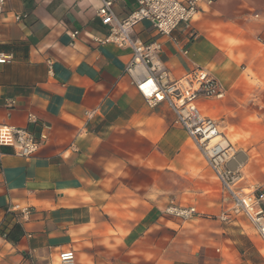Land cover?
<instances>
[{
  "label": "crops",
  "instance_id": "obj_1",
  "mask_svg": "<svg viewBox=\"0 0 264 264\" xmlns=\"http://www.w3.org/2000/svg\"><path fill=\"white\" fill-rule=\"evenodd\" d=\"M100 6L10 0L0 16V53L13 57L0 65V127L47 136L28 159L0 148V264H59L70 250L75 264H264V240L172 109L137 91L132 51L100 42ZM137 7L122 0L114 12ZM131 36L162 45L171 80L197 67L218 79L224 97L197 107L235 148L238 188L264 193V0H203L171 37L149 21ZM170 206L197 214L184 221ZM21 209L29 216L11 212Z\"/></svg>",
  "mask_w": 264,
  "mask_h": 264
},
{
  "label": "built area",
  "instance_id": "obj_2",
  "mask_svg": "<svg viewBox=\"0 0 264 264\" xmlns=\"http://www.w3.org/2000/svg\"><path fill=\"white\" fill-rule=\"evenodd\" d=\"M10 0H0V16L4 15ZM81 1V0H76ZM122 0H101L97 16L107 27V37L100 41L111 43L132 51V60L126 72L130 75L139 94L147 105L154 108L167 104L175 114V123L181 126L193 140L199 152L221 183L223 190L234 200L233 213L244 214L264 240V193L257 190L245 193L238 188L242 175L230 164L236 161L237 152L220 130V122L202 115L197 107L200 99H222L224 91L220 82L208 70L197 67L179 80H171L166 65L161 59L163 47L157 42L142 43L131 36L138 24L149 21L159 34L171 37L180 25L188 27L197 17L203 0H136L137 9L127 18L119 19L114 7ZM20 22L23 16H16ZM78 33H75V38ZM13 57L0 53V65L11 63ZM13 104V103H12ZM28 122L36 125L38 120L30 115ZM46 135L39 138L28 128L0 127V148L12 147L20 158H31L37 154ZM1 155V150H0ZM10 212V211H9ZM28 217L29 209L11 211ZM195 208L170 206L166 215L189 220L196 216ZM59 264H75V253L59 254Z\"/></svg>",
  "mask_w": 264,
  "mask_h": 264
},
{
  "label": "rangeland",
  "instance_id": "obj_3",
  "mask_svg": "<svg viewBox=\"0 0 264 264\" xmlns=\"http://www.w3.org/2000/svg\"><path fill=\"white\" fill-rule=\"evenodd\" d=\"M228 195V194H227ZM228 196H230V195H228ZM238 216H244V217H246L244 214H240V215H238ZM247 218V217H246ZM248 219V218H247ZM249 220V219H248ZM249 222L251 223V221L249 220ZM252 224V223H251ZM253 226V225H252Z\"/></svg>",
  "mask_w": 264,
  "mask_h": 264
}]
</instances>
